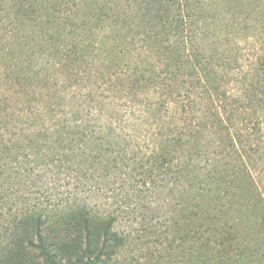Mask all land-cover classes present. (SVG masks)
<instances>
[{
  "label": "trees",
  "instance_id": "trees-1",
  "mask_svg": "<svg viewBox=\"0 0 264 264\" xmlns=\"http://www.w3.org/2000/svg\"><path fill=\"white\" fill-rule=\"evenodd\" d=\"M1 81L0 264H115L126 186L176 201L155 263L264 264V0H0Z\"/></svg>",
  "mask_w": 264,
  "mask_h": 264
},
{
  "label": "rangeland",
  "instance_id": "rangeland-1",
  "mask_svg": "<svg viewBox=\"0 0 264 264\" xmlns=\"http://www.w3.org/2000/svg\"><path fill=\"white\" fill-rule=\"evenodd\" d=\"M43 70L52 79L51 82H48L43 87L44 93L52 94L57 90H69V84L63 81V73L58 67L45 65ZM84 75V79L78 85V90L81 89L82 93L86 94L90 89L98 90L99 101H103L105 105H111L115 109L125 110L127 114L124 113V121L129 122V124L138 121L137 124L142 130L145 128V125L152 122V119L142 117L137 111L139 108L143 109L148 104L143 95L138 94L135 97L132 94H127V90L123 91L124 84L121 82L103 85L98 80L96 82V77L88 74ZM0 84H2V89L11 85L18 91L22 88L29 89V91L32 90L24 81L19 84L17 82L10 83V85L8 82L2 83L1 81ZM54 102L60 103V99H54ZM261 178L264 179L263 174ZM261 178L260 180H262ZM119 190L116 193L121 191ZM130 190L126 186L124 193L127 199L122 203L121 215L115 225L119 232L128 236V244L116 257L115 264H157L149 255L153 254V257H155L164 248L167 240L172 237V223L175 217H177L176 206H174L176 201L172 197V194L166 195L165 192H155L153 189L140 193V196L135 199L134 193H131ZM111 200L113 199H109V201ZM172 254V262L174 264L179 260V256L177 251Z\"/></svg>",
  "mask_w": 264,
  "mask_h": 264
}]
</instances>
